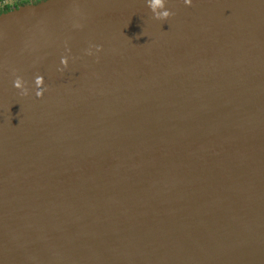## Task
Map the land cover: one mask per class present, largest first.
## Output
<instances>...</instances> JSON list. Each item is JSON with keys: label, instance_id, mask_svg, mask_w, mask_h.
Instances as JSON below:
<instances>
[{"label": "water", "instance_id": "1", "mask_svg": "<svg viewBox=\"0 0 264 264\" xmlns=\"http://www.w3.org/2000/svg\"><path fill=\"white\" fill-rule=\"evenodd\" d=\"M165 8L0 11V264H264V0Z\"/></svg>", "mask_w": 264, "mask_h": 264}, {"label": "clouds", "instance_id": "2", "mask_svg": "<svg viewBox=\"0 0 264 264\" xmlns=\"http://www.w3.org/2000/svg\"><path fill=\"white\" fill-rule=\"evenodd\" d=\"M185 5H191L192 0H183ZM166 0H146V4L150 11L153 14V17L155 19L159 20H165L169 16L173 15L169 9L165 8ZM78 26V25H77ZM91 47L86 50L87 54H91ZM96 49L99 51L100 45H95ZM61 65L67 66L68 58L65 56L61 57L60 60ZM61 71L63 69H60ZM34 84H35V95L36 97H41L43 95V92L46 90V86H44L43 77L40 75H36L34 78ZM13 86L20 90V95L24 96L28 94V88L26 87V82L20 77L16 76L13 80Z\"/></svg>", "mask_w": 264, "mask_h": 264}, {"label": "built area", "instance_id": "3", "mask_svg": "<svg viewBox=\"0 0 264 264\" xmlns=\"http://www.w3.org/2000/svg\"><path fill=\"white\" fill-rule=\"evenodd\" d=\"M25 3V2H30V0H0V9L1 8H12V7H14V5L13 4H16V5H18V4H21V3ZM1 11V10H0Z\"/></svg>", "mask_w": 264, "mask_h": 264}, {"label": "rangeland", "instance_id": "4", "mask_svg": "<svg viewBox=\"0 0 264 264\" xmlns=\"http://www.w3.org/2000/svg\"><path fill=\"white\" fill-rule=\"evenodd\" d=\"M38 0H30V2H36ZM27 3V2H26ZM1 11H4L3 8L0 9Z\"/></svg>", "mask_w": 264, "mask_h": 264}, {"label": "trees", "instance_id": "5", "mask_svg": "<svg viewBox=\"0 0 264 264\" xmlns=\"http://www.w3.org/2000/svg\"><path fill=\"white\" fill-rule=\"evenodd\" d=\"M24 3V2H23ZM26 3V2H25ZM8 8L6 7V8H4L3 10H7Z\"/></svg>", "mask_w": 264, "mask_h": 264}, {"label": "flooded vegetation", "instance_id": "6", "mask_svg": "<svg viewBox=\"0 0 264 264\" xmlns=\"http://www.w3.org/2000/svg\"><path fill=\"white\" fill-rule=\"evenodd\" d=\"M14 6L16 5V4H13Z\"/></svg>", "mask_w": 264, "mask_h": 264}]
</instances>
